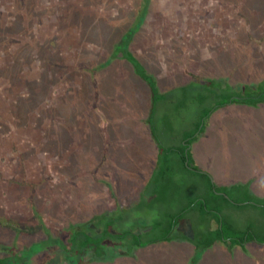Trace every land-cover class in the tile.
Listing matches in <instances>:
<instances>
[{"label":"rangeland","instance_id":"1","mask_svg":"<svg viewBox=\"0 0 264 264\" xmlns=\"http://www.w3.org/2000/svg\"><path fill=\"white\" fill-rule=\"evenodd\" d=\"M135 1L0 0V257L8 254L6 248L26 250L44 237L42 230L36 231L38 220L28 219L32 217L30 185L34 190L35 208L53 235H59L72 224L106 213L113 214L117 220L112 227L115 233L132 230L144 241L158 238L169 229V214L179 212L201 197L209 207L221 210L224 220L233 224L236 231L250 228L258 236L264 234L261 209L213 197L209 180L186 169L177 151L165 158L162 167L145 185V191L136 190L133 196L125 199L128 194H119L128 192L131 183L120 191L116 189L119 196L113 194L112 185L123 179V183L131 182L128 178L133 169L127 164L130 159L119 166L109 168L104 164L99 167V162L112 161L107 158L110 153L101 151L100 144L97 153L91 150L89 144L96 138L92 136L91 123L81 129L86 132L83 140L79 133L72 137L74 150L65 146L69 144L66 141L69 135L60 137L67 131L65 119L68 115L73 116L76 123L89 110L90 89L85 88L87 83L84 85L81 80L83 76L91 78L93 73L74 70V66L100 68L107 62V67L98 71L105 88L114 86L119 90L126 80H131L118 73L124 70L123 63L116 61L114 65L110 61L113 54L105 47L107 42L103 39L97 42L94 37L109 36L107 27L114 31L117 23H128L122 17L132 16ZM148 17L143 30L148 40H137L133 49L149 64L152 74L156 75L163 66L160 74L176 76V84L193 77L200 81L221 78L224 82L232 77L233 84L239 83L235 82L236 78L243 79L244 84L249 80L255 83L264 73V0H153ZM127 77L131 78L129 73ZM133 87V83L126 84L124 96L133 99L132 104H135L138 99L129 95ZM240 88L242 85L238 84L236 90ZM194 91L193 86L177 85L176 91L170 93L172 97L168 95L157 104L154 114L157 129L163 134H168L169 130L173 132L176 146H179L182 133L193 134L192 124L199 117L189 101ZM185 95H188L187 109L175 108V103ZM251 109L254 108L249 109L253 122L238 126L240 121L228 114L217 126H210V120V128H206L196 141L201 143L202 149L198 157L201 162L195 165L208 173L217 186L232 190V201L242 200L247 190L250 192L248 185L238 186L234 172L250 174L262 153L259 140L264 139V105L257 108L259 112ZM231 110L239 113L240 108ZM170 111L176 112V117L168 120L164 115ZM115 112L121 116L129 114L124 104ZM100 120L106 128L114 127L115 132L134 127V122L126 118L110 121L101 117ZM166 124L171 129L166 130ZM260 124L263 129H257ZM103 130L104 127L103 135L96 134L98 138L103 137L107 145L109 137L106 142ZM257 130H261V134ZM161 142L164 146L174 144ZM119 145L127 146L130 153L147 146V142L140 138L139 143L124 141ZM165 174L169 182L162 188L160 183ZM120 213L123 215H118ZM158 221L161 224L156 225ZM5 222L10 224L6 226ZM13 223H19L21 230L12 229ZM179 227H175L174 237L182 231L192 238L207 224L191 211L181 225L182 230ZM112 242L105 257L93 259L94 254L90 252L83 264H185L189 255L181 249L176 253V247L170 249L164 243L128 251L125 246L130 240L124 246ZM254 243V252L250 254L246 247L240 256L241 261L245 258L243 264H264V244ZM48 246L49 251L35 253L32 264H69L60 247ZM168 248L169 251L164 250ZM202 260L205 261L204 257ZM211 261L213 264H236L224 254L218 259L212 257Z\"/></svg>","mask_w":264,"mask_h":264},{"label":"trees","instance_id":"2","mask_svg":"<svg viewBox=\"0 0 264 264\" xmlns=\"http://www.w3.org/2000/svg\"><path fill=\"white\" fill-rule=\"evenodd\" d=\"M152 6L153 0H136L133 6L134 11L131 12L132 16L122 17L127 19L128 23H117V25H114L116 26L114 31L111 27H107L106 30L109 36L102 35L99 38L94 37V39H97V42H101L102 40L100 39H103V41L107 42V46L105 47L109 48L110 53L113 54L110 61H112L114 64L117 62H127L133 68L135 74L140 79L145 81L149 86L152 96L149 123L153 137L159 146V154L153 175L155 176L158 170L162 167V162L165 161V158L177 151L178 154H180L181 162L186 169L192 172H198L204 178L206 177L209 180V191L213 197L217 199H223L224 201L234 205L236 203H242L248 208L257 207L263 211L262 221H264L263 198L256 197L247 190L246 196L242 198V200L233 199L232 201L230 194L232 190L225 187H219L214 182H212L211 176L208 173L201 171L194 164L190 154V146L192 142L195 140L197 135L203 132L208 118L214 111L222 107H226L229 104H244L250 107H257L264 103V73L263 75H259V78L255 83H252L251 80H249L242 84L244 80L236 78L235 82H239V87L242 85V88L239 90H236L238 86L234 88V85L236 84L231 82L230 79H232V77L230 79L227 77V82L221 81L223 80L221 78H208L205 81H200V79L197 78L196 80L192 81L189 86H193V89H195L194 93H196L192 94L189 101L199 114V117L197 116L198 119L196 118V121L192 124V126H194V132L189 136L185 134L183 138L184 142L179 143V146L173 145L167 147L162 145V143H159V138L156 136V128L155 124L153 123V118L158 102L166 97L160 94L154 78L148 74L142 62H140V60L131 50V44L143 31L145 19L151 12ZM79 17L83 18L84 16ZM86 17L90 20V17ZM114 18L116 17H113L112 19ZM90 22L93 21L91 20ZM109 24L111 23L109 22ZM91 67L93 68L87 69V67L76 65L74 66V70L80 69V72L92 71L91 73H94L95 71L100 70L102 67H107V62H104L103 65H100V68L99 66ZM70 89L71 87H69V90ZM187 96L185 95L182 97L176 103V106H182V108L186 110L187 108L185 107H188ZM65 122L66 125H70V122H73L71 115L66 117ZM65 122L63 124L64 127ZM168 182L169 177L167 174H165L163 176L162 183L159 182L160 187L166 188V184ZM238 186L241 187V185ZM33 191V187L30 185L31 197L29 199L32 217H29L28 219L31 220V218H33L34 220L35 218L38 220L39 225H36V231L42 230L44 237L31 244L26 250L24 249L22 251H17L14 247L6 248L8 254L0 257V264H32V258L34 255L42 251H49L47 250L49 248L47 245L60 247L64 253L66 261L69 264H83L85 261V256L90 252L94 254V258L92 257L93 259H101L102 257H105L107 255V249L114 243L112 241H115V243L118 242L124 246L126 245L127 240H130L131 243L128 244V246H125L127 247L128 251H131L134 247H145L147 245L156 244L159 242L170 241L174 237L173 231L175 227L179 224L182 225L191 211H194L195 214L199 216L201 221L203 223L205 222V225L207 224V227H205L204 230L199 229L196 235L191 238V241L197 250L196 256L192 260L191 264H196L201 252L212 247L216 242H229L232 246H238L243 250L245 249V245L253 242L264 244V234L258 236L252 232L250 228L246 229L245 231H236L233 227V224L227 223L224 220L221 210L218 208L209 207L207 205L206 199L202 197L195 198L187 207L180 210L179 212H176L175 214H169V217L171 218L169 229L164 235L158 238L147 239L144 241L142 240V236L140 234H134L132 230H123L121 232L115 233L112 230V227L116 224L117 220H115L113 214L106 213H102L90 219H85L81 222L72 224L63 231H60L59 235H53L51 228L46 225L40 216L39 210L35 208L33 202ZM121 214L123 215V213L118 215ZM120 219V221L123 220L121 217ZM9 224L10 222H5L4 225L8 226ZM159 224H161L160 221H158L156 225ZM13 225L14 228L12 229L16 231L21 230L18 229V226H20L19 223H13ZM29 230L30 228L25 232L29 233Z\"/></svg>","mask_w":264,"mask_h":264},{"label":"crops","instance_id":"3","mask_svg":"<svg viewBox=\"0 0 264 264\" xmlns=\"http://www.w3.org/2000/svg\"><path fill=\"white\" fill-rule=\"evenodd\" d=\"M149 14L147 15L146 19H145V24L143 25V30L144 28L146 29V24H147V20ZM145 33L139 34L137 36V38L134 40V42L131 44V50L132 52L135 54V56L140 60V62H142V64L144 65V67L146 68L147 72L149 75H151L157 85V88L160 92V94L162 93L163 96L167 93L166 96H171L170 94L171 91L173 92V90L176 91V86L177 85H190V83L196 79H189V81L185 82V83H179L176 84V76H172V75H166L163 74L161 75L160 72L162 73V71L164 70V67H159L160 68V72H158L156 75L152 74L148 68H149V64L145 63L142 59V57L140 58V56L136 53V51L133 49V45L136 44L137 40L139 39H146V35H142ZM148 40V38H147ZM156 52V56L155 58L158 59V54H157V50H155ZM159 63V61L157 60V64ZM117 65V64H114ZM123 71H118V73H120V76L124 77L125 79H131L126 80L124 82V84L119 88V90H117L114 88V86L112 87V89L110 88V86H108L107 88L103 87L101 85V81L99 80V73L97 70V72L95 71L92 75V77H84L83 76V81L81 80L82 84H86L87 86L85 88H89L90 89V95L88 94V103L89 105L87 106L89 108V110L87 111V113H84V117L80 120L77 121L75 123V119L73 116H71L73 122H70V125H66L67 127V131L63 134L60 135V137L62 136H67L69 135V137L66 138V141H69V144H65V146H71L70 148L74 150L75 145H73L74 140L72 139V137H74V135H77L82 138L86 135V132L81 131V129H83V126L87 125V123H91L92 124V128H90V130L92 131V136H96V138L93 139V142L89 145H91V150L94 151L95 153L98 152V146L100 144V148L102 149L101 151L105 154L106 152L110 153L109 156L107 157L109 162L112 161V163H100L99 162V167L100 166H104V164H106L109 168H111L113 165L115 166H119L123 163H126L129 160V162H127V164L129 165L128 167H131L133 169V171L129 174L130 177L128 178L129 183H123V181L117 182L116 185H112V189L114 191V195H126L128 194V196H125L126 198H129L130 196L134 195V192L136 190H139V192H143L145 191V185L149 184V180L151 179V176L153 175V171L155 169L156 166V162H157V158H158V154H159V146L158 143L156 142V140L153 137L152 134V130H151V126L149 123V118H150V110H151V105H152V96H151V92L149 89L148 84L143 81L142 79H140L134 72L133 68L128 64V63H123ZM159 66V65H158ZM93 68V67H91ZM129 73V75L131 76V78L127 77V74ZM98 79V80H97ZM128 83H133L135 85V87L131 88L132 92L129 95L133 94L134 98H137L139 102L132 104L133 99H128L127 97L124 96V89L126 84ZM142 84V86H141ZM236 84V83H234ZM140 85V86H139ZM235 87L238 86V84L234 85ZM117 91V92H116ZM161 94V95H162ZM170 98V97H169ZM175 100V99H174ZM121 102L120 105H117V102ZM124 104L125 106V111L126 113L129 114H125L123 116L121 115H117L116 109L122 107ZM264 105L260 104L257 107H250L248 106V112L246 113V105L244 104H229L226 107H222L216 111H214L211 116L208 118L206 126L203 130L202 133H204V131L206 130V128H210V126L212 124H216V126L223 121V118L225 119L226 115L230 114L232 116V119H236L240 121L239 124H237L238 126L240 124L245 125L247 122L251 123L253 122V118L254 117H250L251 112H249L250 108H254L255 111L257 110V108H259L260 106ZM176 108V103L175 106ZM240 108L239 113L237 112H233L231 109L232 108ZM251 109V110H254ZM257 112H259V110H257ZM167 115V117H166ZM164 115L165 118H168V120H171L173 116L176 117V112H172L170 111L168 114ZM248 115V117H247ZM101 117H103V119H109L110 121L112 120H116L118 121V118H126L129 119L131 121L134 122V127L132 129H129L128 131L125 132H119L116 130V132L114 131V127L110 126V128H106L103 125V122H101ZM219 117V118H218ZM174 118V117H173ZM89 119H92L93 122H90ZM216 119L218 120V122L216 121ZM211 120V124L209 125V122ZM153 123L155 124V128H156V136L159 138V143H162L161 141H166V143H174L171 146L175 145V141H176V136H174L175 134L173 132H171L169 130V133H165L163 134L162 132L160 133L157 129V124L154 122V118H153ZM95 124H97V126H95ZM86 127V126H85ZM102 127H104V138L106 141V137H109V141L107 142L109 149L107 148V145H105L103 137L102 138H98L97 133H99L100 135L104 134L101 130ZM167 127V128H166ZM98 128V129H97ZM166 130L167 129H171V126L166 124L165 125ZM239 128V127H237ZM241 128V127H240ZM263 129L262 124L259 125V128L257 129ZM101 129V130H100ZM106 129V130H105ZM134 130L136 132H134ZM259 131V133L261 134V130H257ZM79 133V135L77 134ZM202 133H200L199 135H201ZM185 132L182 133L181 135V139H179L178 143L184 142L183 138L185 136ZM114 135V138H113ZM196 136L195 140L192 142L191 146H190V154L192 157V160L195 163L201 162L199 161L200 158L199 157V153L200 150L202 149L201 147V143L196 142L198 136ZM136 137V138H135ZM165 137H170L169 139L165 140ZM262 137H264V134L262 133ZM143 138V140L145 142H147V146H144L141 148H137V152L131 151L130 153L128 152V150L126 149L127 146L124 145H119V143H124L125 142H130V143H139V139ZM63 140V139H62ZM71 143V144H70ZM177 143V142H176ZM261 144L262 146V153L259 155V157L257 158V162L255 164V167L252 168L251 173L247 174V176L244 175H238L239 172H234V180L235 182L238 183V185H248L249 186V190L250 193H252L253 195H255L256 197L259 198H263L264 199V191H263V187H264V139H260L259 140V144ZM79 145V141H77V143ZM81 144L83 145V142H81ZM64 145V144H63ZM101 145H103V147H101ZM169 145V144H168ZM176 146V145H175ZM260 146V147H261ZM169 147V146H167ZM82 149V147H80ZM141 151V152H138ZM79 157V155H77ZM199 159V160H198ZM134 173V174H133ZM137 178V179H135ZM216 184L215 180L212 181ZM131 183V184H130ZM240 183V184H239ZM129 185L128 187V192H121L116 193V189H118L120 191L121 188L125 187L126 185ZM143 185V186H142ZM221 186V185H220ZM119 194V195H118ZM118 198V197H116ZM117 209V208H116ZM115 209V210H116ZM114 210V211H115ZM118 210V209H117ZM180 226V227H179ZM179 229L182 230L181 228V224L178 225ZM181 234L179 236L173 237L172 240L170 241H165V242H159L156 244H151L154 247L155 246H159L160 244L164 243L168 246H170V249L173 247H176V253L181 249L182 251L186 252L187 255L189 253V255L186 257L185 259V264H191L192 260L195 258L196 256V247L195 245L192 243L191 238L187 237L183 234H186L182 231H180ZM192 237V236H191ZM255 243H250L245 245V249L243 250L242 248L238 247V246H232L229 242H216L214 243V245L208 249H205L204 251L201 252L200 257L197 261L196 264H213L212 257L213 258H220L222 256V254L224 255H229L230 260H234V262H236V264L240 263L241 259L240 256H242L245 251H246V247L248 248L250 254L251 252H254L255 249ZM186 246L185 248L183 247ZM150 245H147L146 247H142V248H149ZM181 247V248H180ZM178 249V250H177ZM163 253H165L164 250H168V249H160ZM174 250V249H173ZM192 250V251H191ZM195 250V252H194ZM191 251V253H190ZM193 252V253H192ZM152 254V252H151ZM194 255V256H193ZM192 256V257H191ZM216 256V257H214ZM148 257V256H147ZM202 257H204L205 261L202 260ZM146 259V257H145ZM145 259L143 261H145ZM243 261H245V258L243 259ZM243 261H241V264H243Z\"/></svg>","mask_w":264,"mask_h":264}]
</instances>
